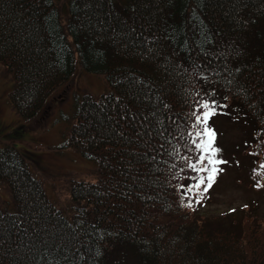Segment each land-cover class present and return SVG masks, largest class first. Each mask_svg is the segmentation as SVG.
Masks as SVG:
<instances>
[{
	"label": "trees",
	"instance_id": "16d2710c",
	"mask_svg": "<svg viewBox=\"0 0 264 264\" xmlns=\"http://www.w3.org/2000/svg\"><path fill=\"white\" fill-rule=\"evenodd\" d=\"M69 11L74 48L52 0H0V65L28 122L74 77L75 54L106 79L110 92L77 103L61 147L93 161L95 181L70 182L68 218L5 147L15 210L0 208V264H264V224L196 222L199 205L178 191L200 97L252 128L247 151L264 173V0H73Z\"/></svg>",
	"mask_w": 264,
	"mask_h": 264
},
{
	"label": "rangeland",
	"instance_id": "374dc122",
	"mask_svg": "<svg viewBox=\"0 0 264 264\" xmlns=\"http://www.w3.org/2000/svg\"><path fill=\"white\" fill-rule=\"evenodd\" d=\"M58 13L63 37L68 45L73 38L67 25L73 0H52ZM119 1V0H118ZM121 1V0H120ZM74 77L46 103L38 117L28 122L13 111L9 94L13 84L0 65V153L12 147L23 155L29 171L42 183L48 198L68 218L73 214L70 193L71 181H95L96 166L93 161L70 150L61 149L76 115L77 103L85 95L99 96L111 91L109 83L101 76L88 73L75 54ZM226 114L211 121L216 129V146L220 157L228 163L223 166L214 186L201 198L199 210L191 217L200 222L201 217L216 220L225 214L249 217L258 228L264 224V173L258 168L257 156L247 150L252 128L232 108L221 109ZM261 168H264L262 158ZM260 159V160H261ZM0 208L15 210L11 194L0 182Z\"/></svg>",
	"mask_w": 264,
	"mask_h": 264
},
{
	"label": "snow or ice",
	"instance_id": "6c2138e0",
	"mask_svg": "<svg viewBox=\"0 0 264 264\" xmlns=\"http://www.w3.org/2000/svg\"><path fill=\"white\" fill-rule=\"evenodd\" d=\"M202 79L207 81V77H202ZM207 95L214 96L215 93H207ZM226 107V104L218 103L215 99H204L203 97L195 100L192 106L191 128L195 131L188 133L190 141L186 152L189 155L181 156L184 166L180 169L181 172L189 173L184 177L189 183L181 184L178 188L183 198L188 201L189 207L201 203L202 196L214 186L224 170L223 166L228 163L220 157L222 149L216 146L217 132L211 125L213 117L226 114L221 111Z\"/></svg>",
	"mask_w": 264,
	"mask_h": 264
}]
</instances>
